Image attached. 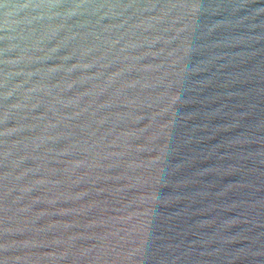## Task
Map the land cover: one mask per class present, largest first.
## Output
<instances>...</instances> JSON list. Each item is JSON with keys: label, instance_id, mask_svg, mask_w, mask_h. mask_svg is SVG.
<instances>
[{"label": "water", "instance_id": "1", "mask_svg": "<svg viewBox=\"0 0 264 264\" xmlns=\"http://www.w3.org/2000/svg\"><path fill=\"white\" fill-rule=\"evenodd\" d=\"M0 264H264V0H0Z\"/></svg>", "mask_w": 264, "mask_h": 264}]
</instances>
